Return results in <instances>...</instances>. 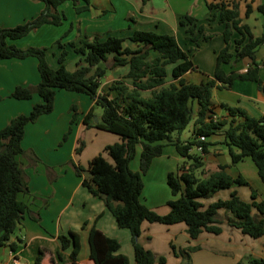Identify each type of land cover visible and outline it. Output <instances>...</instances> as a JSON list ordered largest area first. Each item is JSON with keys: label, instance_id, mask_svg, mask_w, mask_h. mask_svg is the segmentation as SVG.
Here are the masks:
<instances>
[{"label": "trees", "instance_id": "16d2710c", "mask_svg": "<svg viewBox=\"0 0 264 264\" xmlns=\"http://www.w3.org/2000/svg\"><path fill=\"white\" fill-rule=\"evenodd\" d=\"M44 3L45 9L31 19L13 27H0V62L7 59L24 60L32 57L36 60L39 80L35 85H16L10 96L17 100H31L36 94L35 102L27 114L12 117L0 128V246L15 250L18 241L10 242L12 234L27 211V205L19 198L27 191L24 173L19 162L25 150L22 147L25 126L35 122L40 115L53 110L57 90L81 93L93 101L90 110L84 115L83 122L87 128L113 133L119 140L104 146L102 152L88 162L86 168L75 165L77 176H82V184L90 193L103 199L120 227L128 228L131 233L135 264H163L164 255L156 256L140 241L141 223L159 222L174 224L183 222L190 238H196L201 232L219 234L221 224L226 222L252 238L264 234V198L250 188V200L246 201L233 189L226 199H217L207 206L199 200L214 195L219 190L236 186H249L242 176H231L225 165L205 177L195 172L203 165V155L208 152L209 136L223 131V143L227 147L231 164L249 158L264 184V115L252 117L239 106L222 103L226 115H217L211 101L212 91L231 86L234 80L255 82L264 95V61H256V49L264 43V29L260 36H253L249 27L240 24L239 8L236 2L218 0L207 3L208 11H216L208 21L217 18L224 25V46L216 54L212 77L200 83L187 82L182 76L187 71L197 70L191 59V49L184 50L175 36L155 30H135L128 39L136 48L124 46L123 38L107 36L101 39L95 35L92 39L82 38L78 44L74 41L62 43L56 41L60 48L57 66L52 68L46 59L47 47H17L12 42L26 36L30 31L44 24L60 25L63 14L57 7L66 0H37ZM76 12L84 7L78 6L81 0H71ZM87 1V0H85ZM257 10L264 17V3ZM247 5L245 14L250 13ZM195 18L184 15L179 24L185 27L187 39L200 46L212 33H206L202 24L197 25ZM236 31L241 36L233 40V52L230 51L231 37ZM67 35V32L64 33ZM67 46L80 56V61L73 70L66 67ZM155 53V55H152ZM111 57L110 66L106 62ZM249 59L246 71L229 72L224 65L243 59ZM172 64L171 80L166 66ZM128 66L125 76L113 79L105 89H100L101 79L107 70ZM125 78L130 79L128 84ZM198 105L194 114L193 104ZM102 109L98 121L94 120V107ZM74 108V106H73ZM195 116V118H194ZM193 121L192 132L187 140L174 137L180 134ZM73 118L70 124L73 123ZM71 128L64 134L66 138ZM204 136V140L200 137ZM140 145L139 169L133 171L130 161ZM173 145L182 162L176 171L167 174L166 183L171 192L167 201L169 211L160 214L141 201L144 187L143 176L148 171L152 160L162 155L164 147ZM201 147L200 153H190L194 147ZM83 148L79 140L76 152ZM189 161V165L186 163ZM202 171V170H201ZM202 173V172H201ZM223 210V215L220 213ZM63 249L70 248L69 263L76 261L80 251L78 233L70 231L68 235H59ZM89 262L84 264H128V257L118 253L120 242L92 227L88 236ZM172 252L179 255L178 264H192L191 252L197 246L178 247L170 244ZM58 257V256H57ZM57 258L40 250L36 264H60ZM59 259V257H58ZM237 264H243L239 261ZM244 264H264V257H248Z\"/></svg>", "mask_w": 264, "mask_h": 264}, {"label": "crops", "instance_id": "0c3cea01", "mask_svg": "<svg viewBox=\"0 0 264 264\" xmlns=\"http://www.w3.org/2000/svg\"><path fill=\"white\" fill-rule=\"evenodd\" d=\"M216 1L218 0H81L78 6L84 7V9L76 12L72 1L66 0L57 7V11L65 17L62 24L58 26L44 24L12 43L20 48L29 46L47 47V62L50 67L55 68L57 66V56L60 53L56 41L60 38L62 43L74 41L78 44L82 38L90 40L95 35L101 39L107 36H115L124 39V46L136 48L137 45L128 39L133 31L155 30L160 33L174 35L184 50H192L190 55L197 70L187 71L182 77L187 82L200 83L212 77L216 54L225 44L222 34L224 25L219 23L217 18L208 21V17L212 14L216 15L217 12L208 11L206 4ZM224 1H232L238 4L240 24L247 25L253 36L256 37L262 34L264 17L257 10V7L264 3V0ZM247 5L250 6L251 11L246 16ZM44 9V3L37 0H0V27L16 26L35 17ZM184 15L193 16L197 25L202 24L206 33H212V37L207 41H201L198 48L193 49L195 46L187 39L185 27L179 24V20ZM65 32H67V35H64ZM240 36L236 31L233 32L231 52H233V40ZM66 47L68 50L66 67L73 70L78 62L82 61H80V56L73 51L72 47L67 45ZM152 55H155V53ZM255 58L256 61H264V43L256 49ZM110 60L111 57L105 63L106 66H110ZM3 61L0 62V68L7 65ZM13 61L10 63L18 66L26 61L32 69L37 68L36 60L32 57L24 60L14 59ZM69 62H71L70 66ZM248 64L249 59L245 58L224 65V69L228 72L235 70L242 73L246 71ZM169 65L172 68L173 65ZM169 65L166 66L167 69ZM119 69L124 70L122 73L125 76L128 66L107 70L103 77L104 81L103 78L101 79V86L104 84L108 86L113 79H117L114 78L115 74L109 78L107 77L111 71L117 72ZM167 72L170 71L167 70ZM38 80V74L37 76L34 74L33 83L18 79L8 86L6 99L12 101L10 103L13 107L17 105V108L14 109L16 113L12 117L27 114L32 105L40 100L34 99L33 96L32 102H18L10 96L12 89L19 84L35 85ZM125 80L130 84V79L125 78ZM169 81L167 80V82ZM71 93V91L57 90L53 110L48 114L40 115L35 122L28 123L25 126L22 140V147L25 152L22 156H19V162L24 173L27 191L21 193L19 198L26 203L28 209L10 239V242L18 241L15 250H11L8 246H0V264H11L12 260H16L18 264H36L35 259L40 250H45L54 255L60 264H67L70 261V248L63 249L58 237L59 235H68L70 231L78 233L80 239V251L76 261L81 264L88 263L90 259L88 236L92 227H96L105 235L117 239L120 242V248L117 252L128 257V264H135L129 229L120 227L103 199L90 193L82 184V178L86 173L79 177L74 169V164L86 168L91 158L102 152L105 145L118 141L119 137L95 127L87 128L83 118L90 110L93 101L86 96ZM2 99L3 97L0 96V101ZM211 101L215 113L220 116L226 115V111L221 107L222 103L239 106L252 117L258 118L264 115V95L255 82L234 80L229 87L214 89ZM74 104L80 106L76 105L74 109ZM197 107L198 105L194 103V114ZM72 108L75 110L73 114L79 112L82 114V118L81 121H75L73 124L76 129L69 151L66 148L59 151L58 148L63 144L60 136H64L66 129L61 127L59 130L56 123L64 120V123L66 121L67 127H69L70 110ZM99 117L100 115H97V119ZM10 119L6 121L4 119V123L0 128L5 126ZM193 121L194 119L188 124L190 134ZM30 135L36 136V142L30 141L28 138ZM51 135H53L54 140L48 141L47 139ZM188 135L185 138L182 137L183 140H186ZM181 136L182 133L178 136L176 134V137L181 138ZM81 138H83L85 144L78 155L76 148ZM223 138L222 130L208 137L207 140L210 145L208 146V152L203 155L204 165L195 173L198 174V171H200V177H205L209 173L217 171L218 166L221 164L226 166L225 170L231 176L242 175L249 182V186H247V189H244L245 186H236L220 190L212 197L202 200V203L206 206L219 197L226 199L233 189L246 201L250 200V188L257 192L258 199L264 198V184L260 180L253 162L251 160V162H248L249 160L245 158L236 164H231ZM87 143L94 145L89 150L87 156L89 159H87L84 166L82 154L91 145ZM38 144L39 146L43 145L46 149L43 154L42 151L37 150L39 148ZM194 149L196 150L195 153H200L196 147L192 148L190 153H194ZM165 156L171 158V161L166 162ZM184 161L187 160L178 155L173 145H167L164 147L162 155L152 160L145 175L150 174L154 167L160 166L159 182L162 183L166 181L168 172L176 171L178 165ZM187 165H189V161L186 163ZM245 165L248 167H244ZM130 168L137 171L139 162L135 163L133 167L130 165ZM70 179L72 180L71 186L68 183ZM163 199L168 201L169 197L162 193L151 203L145 201L144 204L160 214H165L169 211L167 201L160 207L156 205L157 202ZM220 213L223 215V210H220ZM221 227L222 231L219 234L203 231L196 238H190L183 222L167 225L144 220L141 223L140 241L156 256L164 255L166 261L163 264H178L181 260L180 257L171 255V243L179 247L197 246L198 249L191 252L192 264H237L239 261L244 264L248 257H264V234L258 238H252L226 222L222 223Z\"/></svg>", "mask_w": 264, "mask_h": 264}, {"label": "rangeland", "instance_id": "374dc122", "mask_svg": "<svg viewBox=\"0 0 264 264\" xmlns=\"http://www.w3.org/2000/svg\"><path fill=\"white\" fill-rule=\"evenodd\" d=\"M182 45H183V40L181 39L180 40ZM50 57V56H49ZM14 59H7L6 61H3L5 62L7 65L5 67H1L0 68V96L3 97V99L0 101V127L3 125L4 123V119L5 121L7 119H10L9 117H12V115H14V113H16V111L14 109L17 108V105H14V107L11 105L10 102L12 101H8L6 99V95L8 94V86L12 85V83H14L16 80L18 79H24L25 81H29V83H33L34 81V74H38L37 72V68L35 69H32L31 66L26 63V61H24V63H22L21 66H18V65H14V63H10V62H14L13 61ZM8 62V63H7ZM15 62H23V61H15ZM109 63V62H108ZM71 65V62H69V66ZM168 71L171 70V66L169 65L168 66ZM124 70L123 69H119L117 72L115 71H111L108 75L107 78H109L110 76L114 75V78H118V77H122L124 76V74L122 73ZM106 78V77H105ZM104 81V78L102 79ZM167 80H171V76H170V72L168 73V76H167ZM107 87V84H104L101 86V89H105ZM71 94H74V95H79V96H84L83 94L81 93H71ZM34 99H39V97L35 94L34 95ZM85 98V97H84ZM17 100V99H16ZM33 100H28V101H21V100H18V102H32ZM70 103V100L68 101ZM75 103V102H73ZM80 106L79 104H74V109H75V106ZM72 108V110H70V118L74 120L73 123L70 124V128H71V131L70 133L67 134L66 138H63V136L61 135L60 136V140H62V146L59 149L60 150H65V148L69 151V148L72 144V141H73V136L75 134V129H76V126H73V124L75 123V121H81V118H82V114L81 113H74V110ZM94 117H97V115H100L101 112H102V109L101 107L99 106H95L94 107ZM6 117V118H5ZM95 120V118H94ZM57 124V128L60 130L61 127H63V129H66L65 130V133L66 131L68 130L69 127H67V124H66V121L64 123V120L61 121L60 123H56ZM64 133V134H65ZM182 133V136H181V140L183 141V138H185L186 135H188L187 137L189 138L190 137V132H189V125L181 132ZM63 134V135H64ZM176 137V133L174 134ZM180 135V134H178ZM177 135V136H178ZM183 137V138H182ZM28 138L30 139V141L32 142H36V136L34 137L33 135H30L28 136ZM187 138V139H188ZM186 139V140H187ZM48 141H53V135H51L48 139ZM80 141L83 142V146L85 144L83 138L80 139ZM185 141V140H184ZM40 143V142H39ZM79 144V143H78ZM87 144H91V143H87ZM37 145V144H36ZM94 144H91L87 147V149L84 151V153L82 154V159L84 161V166L86 165V161L87 159H89L88 154H89V150L90 148L93 146ZM140 145H138L136 148H137V151H136V154L135 156L133 157V159L130 161V165L131 167H133L135 165V163H138L139 162V151H140V148L139 147ZM38 151H42V154H43V151L46 150L44 148L43 145L39 146L38 144ZM170 152V151H169ZM196 152V150L194 149V153ZM80 153V152H79ZM78 153V155H79ZM168 153V151H167ZM197 154H199V152H197ZM166 162H169L171 161V158H169L168 156H165L164 157ZM247 160H249L248 162H251L250 159L247 158ZM251 164V163H250ZM244 167H248L247 165H245ZM204 170V169H203ZM160 172H161V168L160 166H156L153 168V171L148 174V175H144L143 176V182H144V187H143V191H142V194H141V201L144 203L145 201H147L148 203H151L157 196H159L160 194L162 193H165V195H167L169 197V199L172 197L171 196V192H170V189L166 183V181H163L162 183L159 182V179H160ZM83 173H86V171H84ZM198 175L199 177L201 176L200 175V171H198ZM68 183H69V186L72 185V180H68ZM244 189H247V186H245ZM220 191V190H219ZM213 196V195H212ZM211 196V197H212ZM216 197V196H215ZM209 197L207 198H200L199 200L202 202V200H206L208 199ZM218 198V197H217ZM146 199V200H145ZM218 199H221V197H219ZM217 200V199H216ZM167 200H160L159 202L156 203V205H158V207L164 205L166 203ZM208 205V204H207ZM206 205V206H207ZM205 206V205H204ZM224 213V211H223ZM179 247V246H178ZM170 253L171 255L174 257H178L177 255H175L173 252H172V248L170 246Z\"/></svg>", "mask_w": 264, "mask_h": 264}, {"label": "built area", "instance_id": "2783aa9c", "mask_svg": "<svg viewBox=\"0 0 264 264\" xmlns=\"http://www.w3.org/2000/svg\"><path fill=\"white\" fill-rule=\"evenodd\" d=\"M205 138H204V136H201L200 137V140H204ZM199 151L201 150V147H199V146H197L196 147ZM11 264H18V262L16 261V260H12V263Z\"/></svg>", "mask_w": 264, "mask_h": 264}, {"label": "water", "instance_id": "95a60500", "mask_svg": "<svg viewBox=\"0 0 264 264\" xmlns=\"http://www.w3.org/2000/svg\"><path fill=\"white\" fill-rule=\"evenodd\" d=\"M95 118V121H98L97 117H94Z\"/></svg>", "mask_w": 264, "mask_h": 264}]
</instances>
